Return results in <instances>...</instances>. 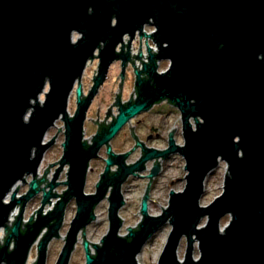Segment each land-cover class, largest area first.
<instances>
[{
    "label": "water",
    "instance_id": "1",
    "mask_svg": "<svg viewBox=\"0 0 264 264\" xmlns=\"http://www.w3.org/2000/svg\"><path fill=\"white\" fill-rule=\"evenodd\" d=\"M146 25L155 32L144 33ZM137 31L153 40L158 52L150 51L145 63L138 44V53L132 54L143 66L137 70L132 64L137 97L125 106L118 100L119 114L93 133L89 145L84 138L89 108L115 62L122 61L125 77L131 55L118 53L117 47L125 35L131 43ZM95 59L99 62L93 85L85 96L78 84L77 109L71 116L70 96ZM160 61L169 62L164 72H158ZM165 100L181 114L184 145L171 136L166 150L144 148L140 160L127 164L129 153H114L110 142L132 119ZM58 120L65 127L63 156L51 164L56 166L52 180L48 168L38 178L44 155L54 146V139L44 143L45 136ZM171 133L177 135V127ZM105 146L109 157L104 172L95 193H86L90 161L99 158ZM174 154L185 161L184 190H172L169 207L160 216L150 215L148 196L162 172L153 161L141 205L143 218L128 227L126 236L120 235L123 184L145 171L148 161L170 155L174 159ZM221 161L228 168L223 192L202 206L205 182ZM65 166L67 189L56 194ZM30 176L28 192L15 195ZM40 192L36 216L24 221L25 206ZM53 198L58 200L46 214ZM105 199L109 232L102 242H91L85 229ZM72 201L76 214L55 264H69L81 232L85 264H139L138 255L166 224L171 231L158 264H264V0H0V231L6 233L0 264H27L36 243L33 264H46L48 245L60 237ZM18 205L21 212L9 226ZM225 216L230 222L222 230ZM204 218L207 222L200 227ZM183 238L187 245L181 261ZM195 243L198 260L193 256Z\"/></svg>",
    "mask_w": 264,
    "mask_h": 264
},
{
    "label": "rangeland",
    "instance_id": "2",
    "mask_svg": "<svg viewBox=\"0 0 264 264\" xmlns=\"http://www.w3.org/2000/svg\"><path fill=\"white\" fill-rule=\"evenodd\" d=\"M151 31V30H147ZM78 34L75 33L73 38L77 39ZM144 43V41H143ZM138 44H140L139 39L132 48L138 49ZM133 49V50H134ZM98 59L92 60L88 63L86 70L82 78L76 83L75 88L70 96L68 104V112L71 116L74 115L77 109V96L76 89L78 84L81 85L82 92L85 94L93 85V76H95L98 68ZM169 67L168 62H162L160 64L159 71H165ZM121 72V67L119 63H115L111 66L108 78L99 89L92 105L88 111L87 122L85 123V137L86 139L91 138L93 133L96 131V125L92 120H95L97 115L100 119L105 116V111L107 107L112 106L115 98V93L118 91L119 75ZM134 88V74L132 69H128L126 73V79L124 81V87L122 92V98L124 100H129L131 93ZM49 85L46 86L45 92H48ZM45 92L40 95L39 102L43 103L45 101ZM133 94V93H132ZM35 103V102H34ZM113 113L117 115V110L114 109ZM192 123L195 125L194 121ZM172 127H177V135H174V139L179 146L184 145V140L182 136V121L181 114L179 111L167 104H158L154 106L153 112L147 114H141L133 119L132 123L127 125L125 129L119 133L118 137L112 142V150L116 153L133 151L132 156L129 158L128 163H135L140 157V149H134L136 147V142L146 141L145 137L147 134L153 133V128L160 133L161 139L153 138L147 145L149 147H154L157 149H165L168 144V135L172 131ZM50 139H54V146H52L44 155L43 161L38 170L39 178L43 176L45 170L48 168V179L52 180L56 173V166L52 167V163L60 160L63 156L64 142V123L62 120H58L54 127H52L45 136L44 143L50 142ZM135 150V151H134ZM102 157H106L105 148L100 152ZM152 162L147 164V168L144 172L140 173L139 176L131 177V180H127L122 186V193L124 195L125 204L120 209V217L123 218V226L120 230V235L126 236L129 233V226H137L140 224L143 216L141 214V205L144 197V193L148 184V175L152 170ZM162 172L158 175L156 184L154 188L150 191L148 196L149 214L152 216H160L165 209L169 207L170 193L172 190L183 191L185 188V176L187 172L185 171V161L179 154H174V159L168 158L167 166L165 168L164 160L159 161ZM59 167V165H58ZM93 171L88 175L86 180L85 192L95 193L96 185L100 180V177L105 169V164L103 160H98L93 162ZM68 166H65L60 173L57 181L59 186L54 189V193L62 194L67 186L64 184L67 180ZM227 164L223 161L219 163L216 168V172L206 180L205 182V193L201 199L200 204L202 206H207L212 203L216 197H218L223 192L224 181L228 173ZM32 177L26 178V182L22 185L20 192H15V195L26 194L29 190V183ZM21 184V182L19 183ZM19 184L12 190V193L7 198L11 201V197L15 190H19ZM46 190H49L47 183H42V186ZM44 192H40L32 203L27 204L24 209L23 219L28 221L30 216H36L37 209L41 206L42 198ZM58 198L51 199V204L46 205L44 212L47 214L51 211ZM109 201L105 199L96 208V220L91 223L86 229L85 234L91 242H102L104 235L109 232ZM21 208L18 205L14 210L15 220L16 213H20ZM76 214V205L72 201L69 204V209L66 210L64 224L60 230V237L54 238L48 245L47 263L55 264L61 252V247L64 246L66 241V236L70 228V224ZM14 220V221H15ZM207 222V218L202 219L200 227L204 226ZM230 222V216H225L221 220V229L224 230ZM171 231V225L166 224L163 226V232H159L154 235L153 241L145 245L142 252L138 255L137 260L139 264H158L159 258L162 254L164 246L167 242L168 235ZM5 231H0V242H4ZM41 240V237L39 241ZM38 241V242H39ZM84 239L82 232L78 236V242L71 255L69 264H85V251H84ZM187 241L183 238L178 250V257L181 261H184L185 250ZM13 248V245H12ZM92 254L96 253L94 247L90 246ZM38 250L37 244H35L29 254L27 264H33V261L37 260ZM194 259L198 260L200 258V250L198 249V243H195L193 251Z\"/></svg>",
    "mask_w": 264,
    "mask_h": 264
},
{
    "label": "flooded vegetation",
    "instance_id": "3",
    "mask_svg": "<svg viewBox=\"0 0 264 264\" xmlns=\"http://www.w3.org/2000/svg\"><path fill=\"white\" fill-rule=\"evenodd\" d=\"M114 22H115V20H114ZM139 31H137L136 32V35H135V38H134V40L130 43V36L129 35H125L124 36V38H123V42L122 43H120L119 45H118V47H117V52L118 53H121V52H124V53H126V52H129L130 53V55H131V48H132V46L134 45V43H136V40L137 39H140L138 36H137V33H138ZM120 49V50H119ZM96 53H98V51L96 52ZM133 62H134V58L132 57V55H131V60L127 63V65H126V72H125V77L124 78H122L121 77V72H122V61H117V62H115V63H119V65H120V67H121V72H120V75H119V84H118V91L115 93V98H114V102H113V104H112V106H110L109 108H107V110L105 111V117L103 118V119H100V117H99V115H97V117L98 118H96L95 120H92L93 121V123L96 125V131H95V134L98 132V130L99 129H101L102 127H104V126H108V125H110V123L115 119L114 117H116L118 114H119V108H120V106H118L117 105V103H118V100L121 102V105H127L130 101H133L134 99H136V98H134V96H133V94L135 93V94H137V91H136V87H135V82H136V74L133 72V74H134V88H133V94L131 93V95H130V98H129V100H124L122 97V92H123V87H124V81H125V79H126V73H127V70L128 69H132L131 68V65L133 64ZM162 62H168V61H160V63H162ZM114 63V64H115ZM169 63V62H168ZM113 64V65H114ZM111 68V67H110ZM159 69H160V65H159V68H158V72H160L159 71ZM110 71V70H109ZM132 71H133V69H132ZM109 74V73H108ZM107 78H108V76H107ZM93 80H94V78H93ZM107 80V79H106ZM91 89V88H90ZM90 89H89V91L85 94L84 92H82L83 93V95H85V96H87L88 94H89V92H90ZM158 104H167V105H169V106H173V105H171L167 100H165V101H162V102H160V103H158ZM158 104H156V105H158ZM156 105H154V106H156ZM154 106L148 111V112H144V113H142V114H147V113H149V112H153V108H154ZM174 107V106H173ZM176 108V107H175ZM114 109H116L117 110V115L116 114H114L113 113V110ZM177 109V108H176ZM110 113V114H109ZM108 114H109V116H108ZM88 115V114H87ZM141 115V114H140ZM88 119V118H87ZM132 121H133V119L131 120V122L130 123H128L127 125H129V124H131L132 123ZM86 122H87V120H86ZM85 122V123H86ZM126 125V126H127ZM125 126V127H126ZM125 127L120 131V133L125 129ZM86 127H85V125H84V134H85V129ZM157 129V128H156ZM155 128H153V133H149V134H147V136L145 137V139H146V141H140V142H136V147L134 148L135 150L136 149H140V154H141V157L138 159V160H140L141 158H142V156L144 155V153H143V150H144V148H152V149H156V150H159V151H164V150H166L168 147H169V144H170V137L172 136L173 137V139H174V133H171L170 135H169V138H168V144H167V147L165 148V149H163V150H161V149H157V148H154V147H149L148 145H147V143H149L153 138H156V139H161L162 137H161V135H160V133L156 130ZM94 134V135H95ZM94 135L93 136H91V138H89L88 139V144L90 145V144H92L93 143V138H94ZM119 135V134H118ZM118 135L116 136V137H118ZM115 137V138H116ZM114 138V139H115ZM113 139V140H114ZM112 140V141H113ZM175 140V139H174ZM111 141V142H112ZM111 142H110V145H111ZM176 142V141H175ZM177 144V143H176ZM178 145V144H177ZM111 147H112V145H111ZM105 148V154H106V157H102L101 156V154L99 153V158H97V159H94V160H92V161H90V164H89V169H88V173H87V178H88V175L93 171V167H92V165H93V162H95V161H98V160H103L104 161V164L106 165V163H105V161H106V159L109 157L108 156V154H107V147L105 146V147H103L102 149H101V151L103 150ZM134 150V151H135ZM100 151V152H101ZM113 151V150H112ZM114 152V151H113ZM114 153H116V152H114ZM122 153H129V157H128V159H127V164H129L128 163V160H129V158L132 156V154H133V151H128V152H121V153H116V154H122ZM173 155V154H172ZM171 156V155H170ZM170 156H168V157H166V158H157V159H154V160H152V161H154L155 162V164L156 165H158V167H159V171H160V168H161V165H160V163H158L160 160H166V159H168ZM137 160V161H138ZM136 161V162H137ZM135 162V163H136ZM149 162H151V161H148L146 164H145V170H146V168H147V164L149 163ZM131 164H134V163H131ZM130 165V164H129ZM155 165V166H156ZM154 166V167H155ZM117 167H112V171L113 172H115V171H117ZM159 171H158V174H159ZM144 172V171H143ZM139 176V175H138ZM131 177H133V176H130L129 178H131ZM152 179V178H151ZM148 204H149V202H148ZM148 207H149V205H148Z\"/></svg>",
    "mask_w": 264,
    "mask_h": 264
},
{
    "label": "built area",
    "instance_id": "4",
    "mask_svg": "<svg viewBox=\"0 0 264 264\" xmlns=\"http://www.w3.org/2000/svg\"><path fill=\"white\" fill-rule=\"evenodd\" d=\"M147 30H151V31H147ZM155 27H153V26H150V25H146L145 27H144V29H143V32L144 33H146V34H153L154 32H155ZM139 33V32H138ZM138 33H137V36L140 38L139 39V42H140V46H141V50H142V59H143V62H145V63H148L149 62V60H148V53L150 52V51H154V52H158V49H157V45L153 42V40H151L149 37H141L140 35H138ZM143 41H144V43H143ZM134 48H131V55L132 54H136V53H138V49L137 48H135L134 50H133ZM120 50V49H119ZM96 54H98V53H96ZM134 64L137 66V70H142L143 69V66H142V64L139 62V59H137V58H134ZM161 63L159 62L158 63V65H160ZM131 68L133 69V72L136 74V72H135V68H134V66L133 65H131ZM167 70V69H166ZM165 70V71H166ZM161 72H164V71H161ZM133 96H134V98H136L137 97V94H133ZM56 124V123H55ZM85 135V134H84ZM64 136H65V127H64ZM84 138L86 139V137L84 136ZM87 141H88V139H86ZM68 170H69V168H68ZM38 174H39V172H38ZM38 178H39V176H38ZM67 178H68V172H67ZM19 184V183H18ZM17 184V185H18ZM41 186H42V184H41ZM14 189V188H13ZM12 193V192H11ZM10 196V194L8 195V197ZM7 197V198H8ZM7 198H6V202H10V201H8L7 200ZM18 207V206H17ZM45 210V209H44ZM14 212V211H13ZM12 212V215L10 216V220H9V223H8V225L9 226H12V224H13V221L15 220V214ZM2 230H4V229H2ZM1 230V231H2ZM5 231V230H4ZM4 243V242H3ZM37 244V243H36Z\"/></svg>",
    "mask_w": 264,
    "mask_h": 264
},
{
    "label": "bare ground",
    "instance_id": "5",
    "mask_svg": "<svg viewBox=\"0 0 264 264\" xmlns=\"http://www.w3.org/2000/svg\"><path fill=\"white\" fill-rule=\"evenodd\" d=\"M93 101H94V100H93ZM91 105H92V104H91ZM90 107H91V106H90ZM89 109H90V108H89ZM16 186H17V185H16ZM16 186H15V187H16ZM15 187H14V188H15ZM11 192H12V191H11ZM11 192H10V194H11Z\"/></svg>",
    "mask_w": 264,
    "mask_h": 264
}]
</instances>
